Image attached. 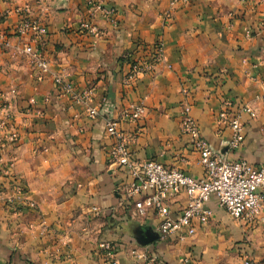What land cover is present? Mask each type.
Segmentation results:
<instances>
[{"label":"crops","instance_id":"crops-1","mask_svg":"<svg viewBox=\"0 0 264 264\" xmlns=\"http://www.w3.org/2000/svg\"><path fill=\"white\" fill-rule=\"evenodd\" d=\"M98 1L117 9L119 23L98 18L102 36L92 40L79 33L88 0H0V31L12 44H0V120L9 119L0 141L19 136L16 145L0 144V264H108L103 242L115 246L117 264H264V207L246 225L212 198L206 227L184 241V231L162 238L153 210L138 215L137 199L127 194L130 173L109 163L113 140L105 134L108 120L142 103L143 117L119 126L134 136L133 158L200 179V155L180 126L188 107L214 152L264 167L263 7L190 0L164 23L169 0ZM24 16L46 22L52 75L92 90L97 120L16 52L19 39L11 34ZM159 38L164 62L144 67L126 87L134 40L153 45ZM244 106L253 110L242 118L245 142L230 150L232 132L219 115ZM186 205L180 195L171 216L177 219Z\"/></svg>","mask_w":264,"mask_h":264},{"label":"built area","instance_id":"built-area-1","mask_svg":"<svg viewBox=\"0 0 264 264\" xmlns=\"http://www.w3.org/2000/svg\"><path fill=\"white\" fill-rule=\"evenodd\" d=\"M251 1L263 7L261 24L264 26V0ZM189 3L190 0H169L164 13V23L172 18L176 8ZM88 7V17L79 26V32L84 37L95 40L102 36L98 18L118 25V13L114 6L105 5L98 0H88ZM12 35L20 40L15 46L16 52L24 55L40 76H51L61 97H67L74 104L83 107L85 115L90 120H97L101 116V109L92 105V90L78 89L68 76L52 75L46 45L49 35L46 22L39 18L24 16L13 28ZM9 36L7 31H0V44L8 49L12 48ZM141 50L143 51V48ZM140 53L141 51L138 54L140 59L137 57L138 63H129V72L124 79L126 87L131 85L144 67L151 70L165 60L162 40L146 48L142 56ZM144 113L145 107L142 103L131 104L119 118L107 121L105 134L113 140L109 151V163L125 168L130 173L132 182L126 188L127 194L137 199L135 208L138 215L145 216L148 210H153L160 221L159 233L162 238L177 236L184 231L179 237L184 241L185 238L194 236L198 227H206L213 216V212L208 208L212 198H216L218 205L234 220L246 225H253L258 221L264 207V167H254L243 159L229 161L224 155L214 152L201 137L200 127L188 107L182 113L180 126L182 132L192 139L200 155L203 177L196 179L181 169L168 167L154 160L137 161L130 150L134 136L123 132L119 126L123 121L137 123ZM245 114H253L251 107L244 106L238 112H229L226 108L219 115L220 123L232 132L230 150H238L244 145L245 128L242 118ZM8 123L9 119L5 117L0 120V127H5ZM18 140V133H12L5 141H0V144L13 146ZM180 195L187 197V205L181 215L174 219L171 216L170 205ZM99 248L105 253L108 264H117L116 248L112 243L103 242ZM246 264H249L248 261Z\"/></svg>","mask_w":264,"mask_h":264},{"label":"rangeland","instance_id":"rangeland-1","mask_svg":"<svg viewBox=\"0 0 264 264\" xmlns=\"http://www.w3.org/2000/svg\"><path fill=\"white\" fill-rule=\"evenodd\" d=\"M87 17H88V16H87ZM166 23H167V22H166ZM164 26H166V25H164ZM79 33H80V32H79ZM80 35H81V33H80ZM82 36H83V35H82ZM159 39H161V38H159ZM140 47L143 48V51L141 50L142 48H140ZM149 47H152V45L147 44V43H145V42H143V41H141V40L135 39V40H134V43H133V48H132L131 50H129V51H132L131 53H134L133 51L138 50L137 53H134V56H136L135 54H139V52L141 51L140 56H142V54L144 53V50H145L146 48H149ZM131 53H130V54H131ZM128 54H129V53H128Z\"/></svg>","mask_w":264,"mask_h":264},{"label":"trees","instance_id":"trees-1","mask_svg":"<svg viewBox=\"0 0 264 264\" xmlns=\"http://www.w3.org/2000/svg\"><path fill=\"white\" fill-rule=\"evenodd\" d=\"M159 40H160V39H159ZM159 40H157V41H159ZM157 41H156V42H157ZM156 42H155V43H156ZM155 43H154V44H155ZM137 51H138V50H135V51H133V52H134V53H137ZM131 52H132V51H131ZM134 53H131V54L129 53V55L127 56V61H128V63H132V64H136V63H138V61H139L138 58L140 59V57L138 56V54H137V55L135 54L136 56H134ZM137 57H138V58H137ZM143 57H145V56H143Z\"/></svg>","mask_w":264,"mask_h":264},{"label":"water","instance_id":"water-1","mask_svg":"<svg viewBox=\"0 0 264 264\" xmlns=\"http://www.w3.org/2000/svg\"><path fill=\"white\" fill-rule=\"evenodd\" d=\"M221 155H223V154H221Z\"/></svg>","mask_w":264,"mask_h":264}]
</instances>
